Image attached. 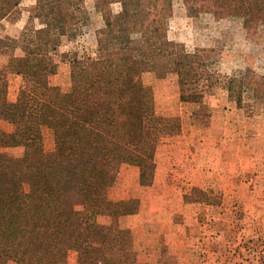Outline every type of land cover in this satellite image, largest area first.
<instances>
[{"label": "trees", "instance_id": "1", "mask_svg": "<svg viewBox=\"0 0 264 264\" xmlns=\"http://www.w3.org/2000/svg\"><path fill=\"white\" fill-rule=\"evenodd\" d=\"M26 1L33 5L32 25L4 44L23 55L0 69V123L6 124L0 126V152L24 150L14 168L0 157V250L7 255L0 264H28L40 247L47 253L37 264H56L63 241L71 252L90 256V264H139L130 241L117 238L111 227L100 245L93 238L100 213L117 219L138 211L137 200L110 198L124 165L139 169L142 187L154 182L155 157L169 122L157 114L141 62L175 56L179 83L191 85L213 79L205 66L210 51L176 55L167 30L173 0H98V49L72 63V89L65 94L50 83L51 51L61 37L75 35L85 19V0H0V23ZM243 1L251 31L264 22V0ZM183 3L213 15L237 17L239 11L235 0ZM134 35L141 37L140 46L133 45ZM14 76L31 86L11 98ZM226 88L235 92L237 80L228 78ZM68 192L80 209L66 198Z\"/></svg>", "mask_w": 264, "mask_h": 264}, {"label": "rangeland", "instance_id": "2", "mask_svg": "<svg viewBox=\"0 0 264 264\" xmlns=\"http://www.w3.org/2000/svg\"><path fill=\"white\" fill-rule=\"evenodd\" d=\"M235 1L237 17L202 13L197 6L173 0L167 30L176 55L210 51L205 66L213 79L181 85L175 56L141 62L143 83L154 94L157 114L169 124L157 149L150 187L140 185L137 167L121 168L110 198L137 200L139 208L135 214L117 219L109 212L100 213L93 238L96 246L111 227L117 238L130 241L139 264H228L229 260L234 264L233 259L226 261L234 252L260 253V237L254 227L263 226L264 210L258 207L261 191L256 188L253 196L247 188L251 183L264 189V184L259 179L232 178L231 170L236 165L243 167L244 160L251 157L258 163L257 169L264 158V22L247 30V5ZM85 6V19L75 35L61 37L51 51L50 83L65 94L72 89V63L87 59L98 49V0H85ZM33 15L32 2L26 1L0 23V69L11 57L23 55L19 48L4 44L16 42L23 29L32 25ZM141 42L139 35L132 37L134 46ZM228 78L237 80L235 92L227 90ZM30 86L24 79L13 78L9 92L15 97ZM190 96L193 99H184ZM44 137L48 139L50 134L44 132ZM23 152L22 148L5 150L0 157L14 168L20 165ZM20 179L27 188V174L21 172ZM66 198L81 208L76 195L68 192ZM217 236L221 247L213 241ZM46 253L40 247L28 264H37ZM215 253H219L218 259ZM6 256L0 250V258ZM90 260V256L71 252L65 241L56 256V264H90Z\"/></svg>", "mask_w": 264, "mask_h": 264}, {"label": "crops", "instance_id": "3", "mask_svg": "<svg viewBox=\"0 0 264 264\" xmlns=\"http://www.w3.org/2000/svg\"><path fill=\"white\" fill-rule=\"evenodd\" d=\"M14 56H16V55H14ZM13 78H15L16 81L19 79H23L20 76H14V77L10 78L9 84H11ZM8 94L11 98L17 97V96L14 97L11 95V93L9 92V87H8ZM237 159L238 158L236 157L234 160L235 163H238ZM261 159H262V161L259 162V167L257 169H256V165H258V163L257 162L254 163L255 159L253 157L245 159L243 162L244 163L243 167L236 165V167H235L236 169L234 168L233 170H231L232 171V178H235V179L247 178L250 180L259 179V180H261L259 183L264 184V158H261ZM240 162H242V160H239V163ZM251 185L252 184L250 183V186H248V188H247L248 189L247 193L252 194L254 196V194L256 195V193H255L256 188H259L261 191V202H260L261 204L259 203L258 207H260V209L264 210V189H262V187L260 188V186L256 187V186H251ZM238 193L239 192H235L236 195ZM252 206H254V205H252ZM262 221H263L262 227H259V226L254 227V229H258L256 231V233H258V236L260 237L258 239V241L261 244V249L259 250L260 253L258 254V256H256V255H254L255 257L253 255L247 256L244 254L241 255L240 253L234 252V255H232V258H230V255H229V258H226V261L229 259H233L234 264L236 262H238L239 260H240V264H264V220H262ZM247 229H248V226H245L244 231L248 232ZM213 241L218 243V245L220 244V247H221L222 241H221V238L219 236H217L216 238L214 237ZM249 241H251V240H249ZM254 243H256V242H254ZM215 255L217 256V259H218L219 253H217V254L215 253ZM230 261L231 260H229L228 264H231Z\"/></svg>", "mask_w": 264, "mask_h": 264}]
</instances>
